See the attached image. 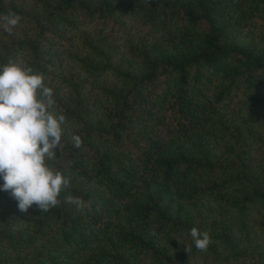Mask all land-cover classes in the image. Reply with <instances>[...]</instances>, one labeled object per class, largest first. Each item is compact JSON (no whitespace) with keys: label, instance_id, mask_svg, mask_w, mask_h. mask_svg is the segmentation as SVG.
Masks as SVG:
<instances>
[{"label":"trees","instance_id":"obj_1","mask_svg":"<svg viewBox=\"0 0 264 264\" xmlns=\"http://www.w3.org/2000/svg\"><path fill=\"white\" fill-rule=\"evenodd\" d=\"M29 1L0 0V65L53 89L70 185L0 191V264H264V0Z\"/></svg>","mask_w":264,"mask_h":264},{"label":"clouds","instance_id":"obj_2","mask_svg":"<svg viewBox=\"0 0 264 264\" xmlns=\"http://www.w3.org/2000/svg\"><path fill=\"white\" fill-rule=\"evenodd\" d=\"M20 18L14 13L0 16V28L11 33ZM53 89L20 57L0 65V191H10L21 212L36 205L47 212L57 207L61 192L70 180L52 166L57 159L62 136L66 135V117L54 111ZM73 147L82 145L72 134ZM64 202L78 211L88 207L79 197L67 195ZM198 251H206L209 234L196 227L189 230ZM189 253L191 247L185 245Z\"/></svg>","mask_w":264,"mask_h":264},{"label":"rangeland","instance_id":"obj_3","mask_svg":"<svg viewBox=\"0 0 264 264\" xmlns=\"http://www.w3.org/2000/svg\"><path fill=\"white\" fill-rule=\"evenodd\" d=\"M18 1H22V3L24 4V5H28L29 4V0H18ZM17 27V26H16ZM14 29H16V28H14ZM0 30H3V28H0Z\"/></svg>","mask_w":264,"mask_h":264}]
</instances>
